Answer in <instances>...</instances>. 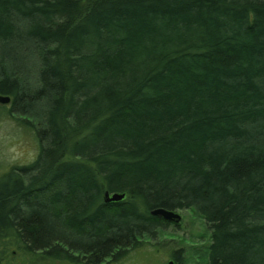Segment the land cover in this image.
Instances as JSON below:
<instances>
[{"label":"trees","instance_id":"16d2710c","mask_svg":"<svg viewBox=\"0 0 264 264\" xmlns=\"http://www.w3.org/2000/svg\"><path fill=\"white\" fill-rule=\"evenodd\" d=\"M0 94L35 144L0 264L119 261L155 208L203 220L196 264H264V0H0Z\"/></svg>","mask_w":264,"mask_h":264},{"label":"rangeland","instance_id":"374dc122","mask_svg":"<svg viewBox=\"0 0 264 264\" xmlns=\"http://www.w3.org/2000/svg\"><path fill=\"white\" fill-rule=\"evenodd\" d=\"M34 154L35 144L30 135L0 110V174L10 166L30 161ZM176 212L180 216L178 222L166 221L167 225L157 230L155 241L144 243L121 260L108 264H166L171 252L178 249L183 252L178 264H196L195 252L208 242L206 225L191 210Z\"/></svg>","mask_w":264,"mask_h":264},{"label":"water","instance_id":"95a60500","mask_svg":"<svg viewBox=\"0 0 264 264\" xmlns=\"http://www.w3.org/2000/svg\"><path fill=\"white\" fill-rule=\"evenodd\" d=\"M8 101H9L8 96L0 94V104H6ZM122 197H123L122 193L104 192V201H106V202L117 201V200H120ZM150 213L153 215L160 216L165 221H169V222H173V223H177L179 218H180L179 214L176 211L165 210L162 208H155V209L151 210ZM166 264H175V263L171 259H169V260H167Z\"/></svg>","mask_w":264,"mask_h":264},{"label":"flooded vegetation","instance_id":"af4514ba","mask_svg":"<svg viewBox=\"0 0 264 264\" xmlns=\"http://www.w3.org/2000/svg\"><path fill=\"white\" fill-rule=\"evenodd\" d=\"M173 261V260H172Z\"/></svg>","mask_w":264,"mask_h":264}]
</instances>
